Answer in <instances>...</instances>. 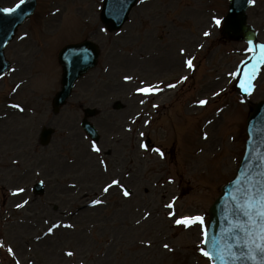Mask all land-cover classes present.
Listing matches in <instances>:
<instances>
[{
  "label": "rangeland",
  "instance_id": "obj_1",
  "mask_svg": "<svg viewBox=\"0 0 264 264\" xmlns=\"http://www.w3.org/2000/svg\"><path fill=\"white\" fill-rule=\"evenodd\" d=\"M228 4L138 0L109 32L102 0H37L5 47L11 67L0 78V264H210L201 252L207 210L239 163L251 104L264 99V64L244 75L250 40L223 31ZM246 15L252 42H264V0ZM83 39L99 45L98 63L53 114L57 52ZM149 84L161 90L137 91ZM85 106L99 110L97 142L80 127ZM43 125L54 128L46 146ZM113 179L124 187L104 192ZM191 216L204 225L175 223Z\"/></svg>",
  "mask_w": 264,
  "mask_h": 264
},
{
  "label": "water",
  "instance_id": "obj_2",
  "mask_svg": "<svg viewBox=\"0 0 264 264\" xmlns=\"http://www.w3.org/2000/svg\"><path fill=\"white\" fill-rule=\"evenodd\" d=\"M135 0H104L101 18L111 29L118 28L125 20L128 10ZM249 0H231L230 11L226 18L225 29L238 36L252 38L251 29L245 23L244 10ZM34 7V0H27L20 4L15 11L6 13L0 7V75L9 66L3 56L4 45L12 38L14 31L23 19L29 15ZM98 54L97 46L88 40L64 46L58 53V60L62 67L61 89L56 93L53 106L57 110L70 94L74 81L93 67ZM116 107H120L116 103ZM91 112V111H89ZM84 128L94 136L92 127L84 123ZM247 141L241 163L236 170L235 177L222 187L221 195L209 208V223L205 234V251L215 259V264H222L223 256L226 264H253L246 257L240 256L246 251L242 245H236V239H243V233L235 227L243 223L244 216L241 205L245 197L253 190L264 186V100L255 104L247 120ZM51 129H43L41 142L46 143ZM36 192H41V184L35 186ZM236 252L239 259H233L230 252Z\"/></svg>",
  "mask_w": 264,
  "mask_h": 264
},
{
  "label": "snow or ice",
  "instance_id": "obj_3",
  "mask_svg": "<svg viewBox=\"0 0 264 264\" xmlns=\"http://www.w3.org/2000/svg\"><path fill=\"white\" fill-rule=\"evenodd\" d=\"M24 3V0H20V4ZM249 3H255V0H249ZM20 4L16 5V8L20 6ZM2 11L6 13H11L15 11V8H4ZM216 23L219 25L221 21L219 19H216ZM209 33H205V35H208ZM249 44H252V41H249ZM260 54L257 57L258 62L261 64H264V44L259 46ZM181 51H184L181 49ZM249 51H252L250 48ZM187 64L189 67H192V60L189 59L187 61ZM125 80H131L132 77L125 76ZM183 79H186L184 77ZM168 87H175L174 84H169ZM251 87V85H249ZM161 89L157 85H145L144 87H140L137 89L138 92L143 93L145 95L158 92ZM248 89L246 88L245 91ZM143 103V101H141ZM200 104H206V100L199 101ZM15 108H20L19 104L13 105ZM143 135V133H141ZM141 147H146V145H141ZM92 148L94 151L99 152L101 149L96 145L93 144ZM155 151L159 153L161 156L164 155V153L159 149L156 148ZM113 185H119L121 188L124 186L120 183L119 180L113 179L111 181V184H108L104 187L103 191L108 192L109 189ZM18 192H22L23 189H17ZM124 195L128 196L130 195L129 191L127 189H124ZM103 201L101 200H93L92 204H100ZM27 203V201H25ZM21 205H17V207H20ZM169 208L172 207L171 204L168 205ZM241 212L244 216L243 223H237L235 227L239 229L243 233V239H236V245L240 246L242 245L246 251L241 252L240 256L246 257L248 260L252 261L253 264H264V186H262L259 190H253L250 195L245 197V202L243 205H241ZM172 213H170L171 215ZM177 225H184V226H191L193 224H201L204 225V218L201 216H191V217H182L180 219H177L175 221ZM55 227V226H54ZM49 232L52 231V228L48 229ZM206 234V232H205ZM165 248H168L169 246L167 244L164 245ZM9 251H12V249H9ZM201 252L205 256L210 257V253L205 251L204 249H201ZM69 256L73 255L72 252L67 253ZM230 256L233 257V259H239L236 255V252L232 251L229 253ZM211 258V257H210ZM222 264H226V261L224 260L223 256L221 257ZM213 264H215V259L213 258Z\"/></svg>",
  "mask_w": 264,
  "mask_h": 264
},
{
  "label": "bare ground",
  "instance_id": "obj_4",
  "mask_svg": "<svg viewBox=\"0 0 264 264\" xmlns=\"http://www.w3.org/2000/svg\"><path fill=\"white\" fill-rule=\"evenodd\" d=\"M55 8H57V7H55ZM56 10H57V9H55L54 11H52V12H50V13L48 14L50 20H52V21H55V18H56V16L58 15V12H55ZM68 186L73 187L71 184L68 185ZM46 233H50V232H49V231H46ZM47 236H48V235H46V234L42 235V239H43V238H44L45 240L50 239L49 236H48V237H47Z\"/></svg>",
  "mask_w": 264,
  "mask_h": 264
}]
</instances>
